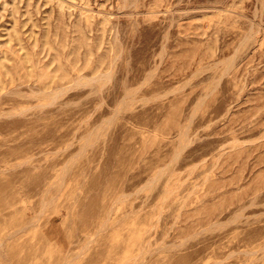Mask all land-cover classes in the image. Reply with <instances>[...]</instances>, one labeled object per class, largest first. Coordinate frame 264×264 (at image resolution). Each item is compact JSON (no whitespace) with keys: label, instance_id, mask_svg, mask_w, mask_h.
I'll use <instances>...</instances> for the list:
<instances>
[{"label":"rangeland","instance_id":"374dc122","mask_svg":"<svg viewBox=\"0 0 264 264\" xmlns=\"http://www.w3.org/2000/svg\"><path fill=\"white\" fill-rule=\"evenodd\" d=\"M0 264H264V0H0Z\"/></svg>","mask_w":264,"mask_h":264},{"label":"bare ground","instance_id":"6f19581e","mask_svg":"<svg viewBox=\"0 0 264 264\" xmlns=\"http://www.w3.org/2000/svg\"><path fill=\"white\" fill-rule=\"evenodd\" d=\"M91 140V137H89V139L86 141V143H84V145H83V147H82V149H81V153H83L84 151H85V149H86V147H87V144H88V142ZM68 166V165H67ZM66 169H67V167H65Z\"/></svg>","mask_w":264,"mask_h":264}]
</instances>
